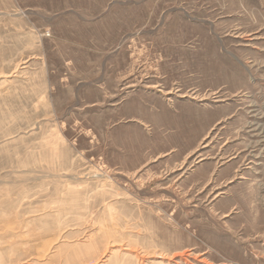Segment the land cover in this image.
Masks as SVG:
<instances>
[{
  "label": "rangeland",
  "instance_id": "374dc122",
  "mask_svg": "<svg viewBox=\"0 0 264 264\" xmlns=\"http://www.w3.org/2000/svg\"><path fill=\"white\" fill-rule=\"evenodd\" d=\"M0 264H264V0H0Z\"/></svg>",
  "mask_w": 264,
  "mask_h": 264
}]
</instances>
